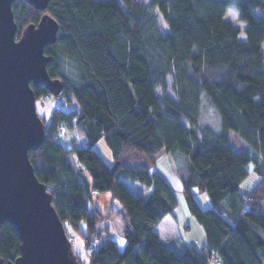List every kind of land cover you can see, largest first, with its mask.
I'll return each instance as SVG.
<instances>
[{
    "label": "trees",
    "instance_id": "1",
    "mask_svg": "<svg viewBox=\"0 0 264 264\" xmlns=\"http://www.w3.org/2000/svg\"><path fill=\"white\" fill-rule=\"evenodd\" d=\"M230 6L244 28L226 19ZM12 7L18 38L45 13L59 24L45 53L69 108L41 116L45 137L30 158L65 228L82 233L89 264H264V0H49L43 10L15 0ZM31 86L37 99L51 93ZM204 99L220 116L219 132L200 125ZM62 125L72 133L69 147ZM232 131L249 150L232 144ZM101 140L112 162L96 148ZM163 151L204 229L201 249L183 238L163 242L157 231L166 216L177 218L179 206L173 185L156 168ZM252 170L258 180L244 188ZM126 179L148 194H137ZM99 191H110L120 206L98 207ZM197 192L212 205L203 208ZM114 217L123 221V249L108 224L100 228ZM21 243L13 224L0 225L6 262L20 255Z\"/></svg>",
    "mask_w": 264,
    "mask_h": 264
},
{
    "label": "water",
    "instance_id": "2",
    "mask_svg": "<svg viewBox=\"0 0 264 264\" xmlns=\"http://www.w3.org/2000/svg\"><path fill=\"white\" fill-rule=\"evenodd\" d=\"M15 0H0V225L10 222L21 237V253L0 264H79L52 194L30 158L45 137L33 83L59 95L63 84L48 72L59 24L50 14L26 26L17 37ZM45 9L49 0H25Z\"/></svg>",
    "mask_w": 264,
    "mask_h": 264
},
{
    "label": "rangeland",
    "instance_id": "3",
    "mask_svg": "<svg viewBox=\"0 0 264 264\" xmlns=\"http://www.w3.org/2000/svg\"><path fill=\"white\" fill-rule=\"evenodd\" d=\"M145 4H149L150 0H141ZM259 10H257L258 14ZM155 13L157 17L160 19L161 25L163 28H166V23L164 20V17L162 16V13H160L157 9H155ZM226 19L233 22L234 24L240 26L241 28L245 27V22L239 19V10L236 6H230L228 9V13L226 16ZM246 38L245 32L241 31L239 34V39L244 40ZM60 95V94H59ZM64 97H59L58 95H54L51 93V95L43 96L39 99H37V110L39 115L44 116L48 119L53 107H56V104L59 103V101L63 102ZM69 108V106H63ZM200 125L201 126H210L213 128L216 132H219L221 130V120L220 116L218 115L217 111L204 99L201 107V116H200ZM71 138L72 133L70 131H67L65 133L61 134V139L65 147L71 146ZM84 140V138H83ZM231 142L232 144L239 150H249L250 146L247 144V142L237 133L234 131L231 132ZM96 148L102 153V155L105 157V159L109 162L113 161L112 153L106 144L104 140L99 141V143L96 145ZM168 153L161 152L158 154V163H157V169L160 171V169H163L166 173V171L171 169L172 167L169 165V162L171 163L172 160ZM71 162L73 163V166L75 169H79L77 167L76 161L71 157ZM258 174L254 172L253 170L248 175V177L243 181L242 186L244 188H251L256 181L258 180ZM170 180L173 183V186L176 190V193L178 195L179 199V206L176 209V215L179 218V221L181 222H187L191 225V231L188 233V236H193L194 239H199L200 232L204 234V229L202 225L197 221V219L190 213L185 197L183 195V192L178 188L175 179L168 176ZM127 183L129 184V187L135 191L137 194L140 195H147L148 189L143 184L137 182V181H131L129 179H126ZM208 195L203 192H197L196 198L199 202V204L203 208H207L205 204V200H207ZM94 202L95 204L100 208H109L111 209V200H115L120 204V200L118 198H115L110 191H99L94 194ZM108 224L110 227V235H112L118 242L119 247L121 249L125 246V239L123 236V221L117 217H114L110 219L107 222L101 223V227L103 228L104 225ZM86 225L87 222L83 220L81 222V229L86 231ZM67 234L71 238V242L73 244V248L76 251V253L81 257L82 264H89V256L86 250L85 246V240L82 235V233L78 230H74L73 228L66 229ZM170 232H173L171 229ZM112 233V234H111ZM182 233V232H180ZM183 236V235H182ZM185 236V234H184ZM183 236V237H184ZM166 238H168L165 235ZM199 245V244H198ZM210 264H217V262H211Z\"/></svg>",
    "mask_w": 264,
    "mask_h": 264
},
{
    "label": "crops",
    "instance_id": "4",
    "mask_svg": "<svg viewBox=\"0 0 264 264\" xmlns=\"http://www.w3.org/2000/svg\"><path fill=\"white\" fill-rule=\"evenodd\" d=\"M169 165L172 167L171 169L169 168L168 171H165L163 169H160V171L164 174V176L169 180V182L173 185L172 181L168 176L171 178L175 179V182L178 186V188L183 191V184L181 179L179 178V175L177 173V169L175 168V164L172 162H169ZM174 187V186H173ZM175 189V188H174ZM205 204L207 207H210L212 205L211 200L207 198L205 200ZM120 204L116 202L115 200H111V207H119ZM105 226V225H104ZM191 225L188 224L187 222H181L179 221V218H174L172 215L166 216L157 226V231L159 233V236L163 242L167 243H173L175 240L178 238H183L184 242L188 245H194L197 248L201 249L204 247L206 244V237H205V232L202 234L200 232L199 234V239L195 238L191 235L188 236V233L191 231ZM173 230V232H170V230ZM182 232V233H180ZM185 234V236H184ZM165 235L168 237L166 238ZM184 237H183V236ZM199 244V245H198Z\"/></svg>",
    "mask_w": 264,
    "mask_h": 264
},
{
    "label": "built area",
    "instance_id": "5",
    "mask_svg": "<svg viewBox=\"0 0 264 264\" xmlns=\"http://www.w3.org/2000/svg\"><path fill=\"white\" fill-rule=\"evenodd\" d=\"M50 95H51V93H50V94H47L46 96L49 97ZM63 106H65V105H64V103L61 102V101H59V103L56 104V108H57V109L64 108ZM65 132H67V126L62 125V126L60 127V133L62 134V133H65ZM111 234H112V233H111ZM111 236H112V235H111ZM97 242H98L97 239H93L92 243L90 244V245H91V246H90V250L94 249V247H95V245L97 244ZM217 263H220V262H217Z\"/></svg>",
    "mask_w": 264,
    "mask_h": 264
}]
</instances>
